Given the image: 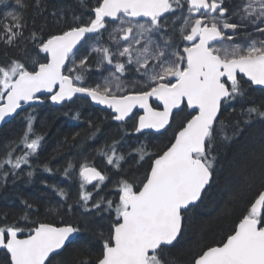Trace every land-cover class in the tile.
Here are the masks:
<instances>
[{
  "label": "snow or ice",
  "instance_id": "snow-or-ice-1",
  "mask_svg": "<svg viewBox=\"0 0 264 264\" xmlns=\"http://www.w3.org/2000/svg\"><path fill=\"white\" fill-rule=\"evenodd\" d=\"M79 2L85 4V0ZM186 3L188 15L183 17L180 31L182 40L190 42V46H185L182 52H169L170 41L160 45L152 38L154 32L161 30L165 14L182 7L181 0H97V5L90 9L87 23H78L81 17L74 15L73 24L66 30L45 33L41 28L39 32L30 33L27 39L38 49V54H44L46 62H37L34 58L32 70L19 59L0 65V121L15 113L21 102L40 100L37 93L41 91L50 94V100L56 104L71 100L77 93L85 94L92 102L110 109L114 121L123 122L134 108L142 109L143 114L139 115L134 128L136 133L165 129L173 110L180 109L185 101L187 108L195 112L162 154L147 152L143 144L132 149L128 156L138 155L137 164L152 155L155 159H151L141 185L123 178L117 182L118 200L102 197L90 204L93 194L85 190V185L103 182L106 176L87 163L81 164L77 203L85 213L94 210L98 215L107 213L110 218L108 235L103 231L94 234L99 242L94 257L84 255L91 253L93 241L81 240V233L92 231L87 221L83 228L63 222L59 226L39 223L29 228L24 238L18 236L24 229L13 223L0 227V249L6 250L9 264H46L51 254L58 255L68 245H74L76 257L69 264H178L165 250L180 242L185 213L197 207L206 186L211 183L218 155H213L215 136L219 133L227 142L242 135L244 127L257 118L264 122V104L244 107L241 103L238 117L230 126L231 135L224 122L219 129L216 127L222 106L238 99L243 101L247 95L241 84L243 77L247 78L249 86H261L264 91V39L253 38L254 34L264 36V0H241L232 17L227 16L223 0H186ZM36 5L39 7L40 0H36ZM28 6L26 0H15L12 10L3 14L0 42L18 47L27 27L22 10ZM106 18H111V22L119 21L110 39L117 41L119 37L126 44L122 49L118 47L116 53L109 47L92 48L91 51L101 57L97 68L107 62L113 71L103 85L81 86L79 82L84 80L82 73L89 57L84 56L77 63L72 60L73 49L89 34L105 29ZM232 18H236V22H230ZM248 28L252 31L247 32L243 44L227 43L234 36L226 35L225 30L235 34ZM217 42L219 47L215 46ZM141 44L142 47H136ZM119 57L126 59L121 62ZM150 61L153 62L151 67ZM67 63L73 66L65 74ZM133 64L135 72L145 79L132 81L129 87L121 77ZM74 72L78 74L73 76ZM238 74H242V78L238 79ZM153 98L163 106L162 110L152 106ZM33 120L31 115L26 117V130L19 141L10 143V150L0 160V169L7 165L11 174L16 175L22 165H29V158L37 153L43 140L34 133ZM17 143L23 145L21 155H14ZM120 143L113 141L100 149L107 164L116 169L126 160L124 154L118 153ZM260 161L264 181V139ZM69 168H72L71 162L64 169L65 176L69 175ZM44 170L52 171L47 165ZM32 174L27 173L29 177ZM8 175L9 172L3 173L5 179ZM99 186L98 183L96 187ZM57 195L63 198L67 193L58 189ZM20 219H27V212ZM262 224L264 190L259 191L226 239L214 246L201 247L190 264H264Z\"/></svg>",
  "mask_w": 264,
  "mask_h": 264
},
{
  "label": "trees",
  "instance_id": "trees-1",
  "mask_svg": "<svg viewBox=\"0 0 264 264\" xmlns=\"http://www.w3.org/2000/svg\"><path fill=\"white\" fill-rule=\"evenodd\" d=\"M26 2L29 6L22 10L27 25L23 30L24 35L19 39L18 47L7 46L0 42V65H6L11 59L23 61L31 56H38L40 62L44 61V54H38V49L31 40L27 39L30 33L39 32L41 28L45 33L66 30L68 25L73 24L74 15L81 17L78 23H87L90 9L97 5V0H85L84 5H81L79 0H40L39 7L36 5V0H26ZM14 3L15 0H0V26L3 24V14L12 10ZM226 7L228 9V5ZM251 31V28L247 31L240 30L234 39L241 42L247 36V32ZM258 35L254 34L253 37ZM101 40L105 42L104 34L101 35ZM27 67L32 70L34 65L29 64ZM241 84L242 88L247 90L244 100L238 99L227 106H222L216 124L218 129L221 127V122L229 126V135H231L230 126L238 117L241 103L244 107L264 104V91L261 88L249 86V82L243 78ZM192 114L191 111L182 110L175 114L173 126L169 130L160 134H144L134 131L133 120L114 121L111 119V113L92 106L86 100L74 99L62 106H54L44 98L41 104L23 110L0 129V160H3L6 152L10 150V143L19 141L23 135L26 130V117L29 115L34 117V133L43 137L37 153L29 158V165H22L21 169L16 170V175L11 174L7 165L0 169V181L3 180L5 183L0 186L5 190L0 192V204L4 202L12 205L10 210L14 215L20 212L17 206L31 205L38 208L46 205L49 220L55 219L50 216L54 215V209L58 206L61 207L59 211L62 222L80 221L84 227L87 221L92 231L84 232L81 240L93 241L91 253L84 254L93 255L99 248L94 234L109 228L110 218L107 213L102 212L98 215L94 210L85 213L82 205L77 203L81 183L79 176L81 164L92 161L102 168L105 176L108 177L107 181L102 182L99 188L91 192L93 196L90 204L102 197L105 200H118L117 182L123 178L137 186L141 185L145 172L150 168L151 159L155 157V155L151 158L146 157L137 164L138 155L132 153L131 157L128 156L132 149L143 144L149 153H162L165 146L173 139L175 126L184 124L186 116ZM262 139H264V122L258 118L251 125L244 127L242 135L233 137L227 142L217 133L213 152V155L218 154L215 173L197 207L185 213L183 235L175 247L165 250L168 257L175 258L178 264H190L192 257L201 247L213 246L223 241L239 219L246 214L251 202L264 188L260 161ZM113 141H121L118 153L126 157L119 169L108 165L100 151ZM16 147L17 151L14 155H21L23 145L17 143ZM69 162L72 168H69V175L65 176L64 169L68 168ZM45 165L52 171L44 173L40 170ZM29 171L33 173V178L27 176ZM4 172H9L6 179L3 176ZM24 174L26 177L23 178ZM43 181H45L44 185ZM49 185L63 189L67 196L62 198L55 194ZM86 189L87 185H85ZM25 201L26 204L23 203ZM69 206L73 209L67 208ZM114 215L113 212V218ZM73 247L74 245H69L62 252V257L65 258L64 264H69L76 258Z\"/></svg>",
  "mask_w": 264,
  "mask_h": 264
},
{
  "label": "rangeland",
  "instance_id": "rangeland-1",
  "mask_svg": "<svg viewBox=\"0 0 264 264\" xmlns=\"http://www.w3.org/2000/svg\"><path fill=\"white\" fill-rule=\"evenodd\" d=\"M223 3H224L225 8H227L226 6L228 5V12H229L228 17H232V13L241 5V0H223ZM186 15H188V12L184 10L181 12V15L179 16V18L167 16L166 18L161 20L162 28L159 32H154L152 34L153 40L156 41L160 45H163L166 40L170 41V47L168 49L169 52H172V51H181L182 52V49L185 47V43L181 38L180 29L184 23L183 17ZM233 20L236 21V18H232L230 20V22ZM118 24H119V21H116V22L108 23L106 26L108 29V32H107L108 45H107V47H109L113 53L117 52L118 47L120 49H122L125 46V43H123L122 40H119V37H117V41H112L110 39V34H114L113 29L116 28ZM225 32H226V35L235 36L240 31L236 32L235 34L231 30H225ZM253 38L254 39H264V36L258 35L257 37H253ZM245 39H246V37H244L241 42H238L237 40L233 39L231 42H227V43L243 44L245 42ZM215 46L219 47L220 44L217 43V44H215ZM94 47H102V45L100 44V41L98 39L97 34H93V35L89 36L86 39V41L84 42V45L81 49V52L79 54H75L72 56V60H74L77 63L84 56L89 57L86 68L82 73L84 75V80H83V83H81V86L94 87L97 84L103 85L106 78L110 79L109 74H110V72L113 71V67L111 65H108L107 62H104L99 68H97V64L99 63L101 57H100V54L91 51V49ZM136 47L137 48L142 47V44L136 45ZM34 58L37 62H39L38 56H31V57L25 58L22 62H24L26 64V66H28L29 64H32V66H33L34 65L33 64ZM119 60L121 62H124L125 58L119 57ZM115 62L116 61L114 59L113 63H115ZM152 63H153L152 61L149 62V67H151ZM72 66H73L72 63H68L67 68H66L67 74H68V68H71ZM135 67H136L135 64L130 66L129 70L127 72H125V74L121 77V79L125 83H127L129 87H131L132 81L142 82L145 79L139 73L135 72ZM76 74H78V73L77 72L72 73L73 76H75ZM113 87H114V84H113ZM98 161L99 162L101 161L100 156H99ZM112 168H113V166H112ZM107 180H108V177L106 176V179L103 182H105ZM93 190L95 191L96 189L94 188ZM90 192H92V191H90Z\"/></svg>",
  "mask_w": 264,
  "mask_h": 264
},
{
  "label": "flooded vegetation",
  "instance_id": "flooded-vegetation-1",
  "mask_svg": "<svg viewBox=\"0 0 264 264\" xmlns=\"http://www.w3.org/2000/svg\"><path fill=\"white\" fill-rule=\"evenodd\" d=\"M181 5H182V7L177 8L172 12V17L179 18V16L181 15V12L184 10L188 12L186 0H181ZM57 162H58V160L55 161V163H57ZM24 177H26L25 174L23 175V178ZM44 183H45V181L42 182L43 185H44ZM3 185H5V183L2 180V181H0V186H3ZM49 187L52 190V186L49 185ZM0 189H1L0 192L2 190H3L2 192L5 191L2 188H0ZM54 192L56 194V191H54ZM12 207L13 206L8 204V203L2 202V204H0V227L6 226V225H11V224L15 223L17 227L24 229V232L22 234H18L19 238H24L27 235L28 229L35 227L39 223H52V224L59 226L62 222L60 220L61 212L59 211V209L61 207H58V206H56L54 209L55 210L54 215L50 216V217H55V219L53 218L50 220H49V217L47 216L48 207L46 205L38 207V208L37 207L28 208L27 206H17V208L20 210L18 215H14L12 210H10V209H12ZM67 208H69V207H67ZM71 209H73V207H71ZM26 212H27V219H24V220L20 219V217L24 216ZM63 223H66V224L70 223V224H73L74 226L78 225L79 227L83 228V226H82L83 224L80 221L63 222ZM109 226H110V223H109ZM101 231H103L105 236L108 235V228H105V230L103 229ZM83 234H84V232L81 233V236ZM98 244H99V242H98ZM63 251H60L58 255L52 254L50 256V259L46 262V264H64L63 262H64L65 258L63 259V257H62ZM91 256L94 257L95 254H93ZM9 261H10V257L8 254H6V250L0 249V264H9Z\"/></svg>",
  "mask_w": 264,
  "mask_h": 264
},
{
  "label": "water",
  "instance_id": "water-1",
  "mask_svg": "<svg viewBox=\"0 0 264 264\" xmlns=\"http://www.w3.org/2000/svg\"><path fill=\"white\" fill-rule=\"evenodd\" d=\"M106 19H111V18H106ZM137 19H144V18H137ZM84 41V40H83ZM83 41L82 42H80L74 49H73V53L79 48V46L83 43ZM187 42V41H186ZM187 44H189L190 45V42H187ZM238 76H242V74H238ZM244 79H246L247 80V78L246 77H243ZM255 87H259V88H261V86H255ZM55 90H58V86H57V88L55 89ZM37 95L40 97V100H38V101H29L28 103H24V102H21V107L20 108H18L17 110H16V112L15 113H13V114H11L9 117H6L5 118V120L4 121H0V129L9 121V120H11L12 118H14V117H16L23 109H25V108H28L29 106H31V105H37V104H39V103H41V101H42V96H49L50 94H48V93H46V92H44V91H41L40 93H37ZM77 96H84V97H86V95L85 94H80V93H77V94H75L74 96H73V98L74 97H77ZM72 98V99H73ZM87 99H89L90 100V102L94 105V106H98V107H101L102 109H107V110H110V109H108L105 105H99V104H96L95 102H92L91 101V99L90 98H88V97H86ZM71 99V100H72ZM154 99V98H153ZM49 100H50V98H49ZM155 100V99H154ZM66 101H70V100H65V101H62V102H60L59 104H56V103H53L51 100H50V102L52 103V104H54V105H61V104H63L64 102H66ZM151 101V100H150ZM184 104L186 105V101L184 102ZM183 104V105H184ZM183 105L181 106V108L183 107ZM187 106V105H186ZM163 107V106H162ZM180 108V109H181ZM180 109H174L173 110V113L175 112V111H177V110H180ZM136 110H140L141 111V114H143V110L142 109H139V108H134L133 109V112L132 113H130L129 114V117H127L125 120H127V119H129L130 117H132L133 115H134V113H135V111ZM157 110H162V108L161 109H157ZM173 113H172V115H173ZM140 114V115H141ZM220 114V113H219ZM219 114H218V116H219ZM172 115L170 116V122H171V118H172ZM139 117V116H138ZM137 121H138V119H137ZM170 122H169V125H167L166 127H165V129H161V130H159V131H157V130H154V129H146V130H142V132H153V133H162L163 131H165L169 126H170ZM92 167V166H91ZM96 168V167H95ZM97 169V168H96ZM97 170H99V169H97ZM100 171V170H99ZM101 172V171H100ZM102 173V172H101ZM94 182H96V181H93L92 183H94ZM207 187V186H206ZM262 190H264V188L262 189ZM52 255V254H51ZM50 255V256H51Z\"/></svg>",
  "mask_w": 264,
  "mask_h": 264
}]
</instances>
